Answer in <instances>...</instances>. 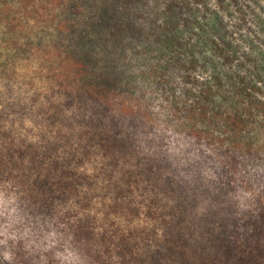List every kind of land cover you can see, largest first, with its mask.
<instances>
[{
    "label": "rangeland",
    "instance_id": "1",
    "mask_svg": "<svg viewBox=\"0 0 264 264\" xmlns=\"http://www.w3.org/2000/svg\"><path fill=\"white\" fill-rule=\"evenodd\" d=\"M210 59L222 64V80L231 74L239 84L236 76L245 77L244 98L236 84L217 85ZM208 88L222 117L236 118L234 126L227 117L225 125L211 122L218 118L213 105L202 119L189 115L190 106L204 105L200 95ZM224 90L229 102L221 99ZM49 125L73 136L89 131L106 144L132 133L142 163L159 150L172 158L189 151L206 177L217 173L213 161L227 148L217 140L234 130L239 148L264 157V0H0V159L31 151L37 127ZM181 132L199 144L176 141ZM27 151L22 162L10 154L19 163L13 171L0 163V246L18 236L28 213L18 183L27 179L20 174ZM98 156L81 164L86 175L101 177L107 161ZM246 159L223 162L235 183L230 195L264 202V160ZM112 197L93 196L79 213L89 204L95 224L116 219L119 212L105 205Z\"/></svg>",
    "mask_w": 264,
    "mask_h": 264
},
{
    "label": "trees",
    "instance_id": "2",
    "mask_svg": "<svg viewBox=\"0 0 264 264\" xmlns=\"http://www.w3.org/2000/svg\"><path fill=\"white\" fill-rule=\"evenodd\" d=\"M224 44L228 47L227 41ZM209 64L217 72L219 87L236 84L231 74L224 80L219 77L222 64L213 59ZM254 68L261 70L257 62ZM236 77L237 94L244 98L245 77ZM209 89L200 95L204 105L199 111L190 106L189 115L202 119L213 105L218 118L211 115L210 121L225 125L227 117V124L234 126L236 118L222 117ZM224 92L221 99L229 102L230 95ZM37 128L39 136L32 137L31 151L26 150V170L20 171L27 179L18 182L21 193L25 192L20 202L28 212L23 219L27 230L22 220L18 236L5 239V245L0 246V264H264V202L231 197L235 183L222 168L226 160L248 162L246 157H264L250 147L239 148L233 139L238 137L235 130L217 140L216 144L227 148L213 161L217 173L206 177L198 163L201 160L189 151L174 155L177 164L160 150L142 163L141 156L133 152L132 133L115 138V146L89 131L73 136L61 125H49L43 131ZM177 134L175 140H182L185 146L199 144L192 132ZM114 147L121 149L120 154ZM26 151L7 152L1 165L11 166L9 171H13ZM185 152L180 157L179 153ZM98 154L106 155L107 161L101 177L98 173L86 175L81 164L91 157L99 159ZM96 195L112 197L105 205L119 212L116 219L104 214L107 221L95 224L89 204L79 213L82 203ZM120 220L124 225L115 226Z\"/></svg>",
    "mask_w": 264,
    "mask_h": 264
}]
</instances>
